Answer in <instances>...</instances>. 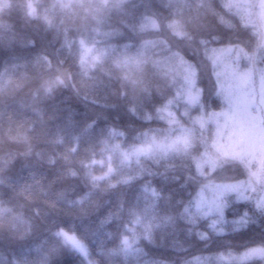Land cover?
<instances>
[{"label":"trees","instance_id":"16d2710c","mask_svg":"<svg viewBox=\"0 0 264 264\" xmlns=\"http://www.w3.org/2000/svg\"><path fill=\"white\" fill-rule=\"evenodd\" d=\"M263 82L264 0H0V264H264Z\"/></svg>","mask_w":264,"mask_h":264},{"label":"rangeland","instance_id":"374dc122","mask_svg":"<svg viewBox=\"0 0 264 264\" xmlns=\"http://www.w3.org/2000/svg\"><path fill=\"white\" fill-rule=\"evenodd\" d=\"M261 87L263 86L261 85ZM261 92V98L263 102L262 105H264V89H262ZM250 93L251 95L242 93L241 97L236 99L235 103L233 102L234 104L229 109V113L222 115L223 129H226V133L231 132V144L243 145V143L239 142V139L244 137L249 139L253 132L255 133L257 131L254 124L257 123L256 120L259 105L254 102L253 94L252 92ZM253 105L254 107H252ZM255 141L258 140L255 139ZM60 234L63 236L65 241L72 245L80 254L86 256L83 245L74 235L69 234L64 230H61Z\"/></svg>","mask_w":264,"mask_h":264}]
</instances>
